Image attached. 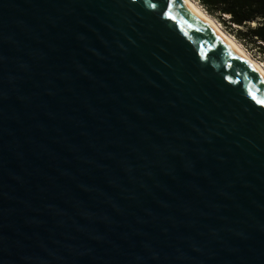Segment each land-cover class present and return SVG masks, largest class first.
<instances>
[{
  "label": "water",
  "instance_id": "95a60500",
  "mask_svg": "<svg viewBox=\"0 0 264 264\" xmlns=\"http://www.w3.org/2000/svg\"><path fill=\"white\" fill-rule=\"evenodd\" d=\"M0 264H264V80L180 0H0Z\"/></svg>",
  "mask_w": 264,
  "mask_h": 264
},
{
  "label": "trees",
  "instance_id": "16d2710c",
  "mask_svg": "<svg viewBox=\"0 0 264 264\" xmlns=\"http://www.w3.org/2000/svg\"><path fill=\"white\" fill-rule=\"evenodd\" d=\"M194 1L211 18L217 17L242 46L254 47L264 57V0Z\"/></svg>",
  "mask_w": 264,
  "mask_h": 264
},
{
  "label": "bare ground",
  "instance_id": "6f19581e",
  "mask_svg": "<svg viewBox=\"0 0 264 264\" xmlns=\"http://www.w3.org/2000/svg\"><path fill=\"white\" fill-rule=\"evenodd\" d=\"M184 5L193 11L197 17L209 28L215 35L220 37L227 45H229L243 61L255 71L264 80V68L258 61L253 59L231 36L223 31L220 26L207 15L193 0H180Z\"/></svg>",
  "mask_w": 264,
  "mask_h": 264
},
{
  "label": "rangeland",
  "instance_id": "374dc122",
  "mask_svg": "<svg viewBox=\"0 0 264 264\" xmlns=\"http://www.w3.org/2000/svg\"><path fill=\"white\" fill-rule=\"evenodd\" d=\"M193 2H195L193 0ZM198 6L199 4L195 2ZM200 7V6H199ZM201 8V7H200ZM202 9V8H201ZM203 10V9H202ZM204 11V10H203ZM212 19L220 26V28L225 31L229 36H231L253 59L258 61L260 65L264 68V57L259 53L258 49L251 47L250 49H246L244 46H242L234 37L233 35L224 28V26L220 23V21L217 19V17H212ZM252 27L255 26V23H250Z\"/></svg>",
  "mask_w": 264,
  "mask_h": 264
}]
</instances>
